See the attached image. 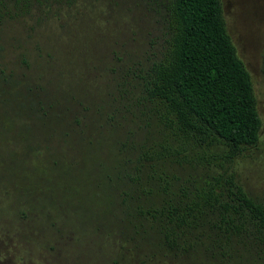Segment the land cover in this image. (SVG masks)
Returning <instances> with one entry per match:
<instances>
[{
    "label": "trees",
    "instance_id": "obj_1",
    "mask_svg": "<svg viewBox=\"0 0 264 264\" xmlns=\"http://www.w3.org/2000/svg\"><path fill=\"white\" fill-rule=\"evenodd\" d=\"M78 1L0 0V24ZM134 1L152 6L155 26L138 53L111 59L106 119L110 129L122 121L135 129L116 136L105 154L110 163L99 168L113 190V212L94 211L152 252L213 264L264 262V199L246 193L232 168L257 142L261 122L220 0ZM0 104L43 128L65 114L1 63Z\"/></svg>",
    "mask_w": 264,
    "mask_h": 264
},
{
    "label": "rangeland",
    "instance_id": "obj_2",
    "mask_svg": "<svg viewBox=\"0 0 264 264\" xmlns=\"http://www.w3.org/2000/svg\"><path fill=\"white\" fill-rule=\"evenodd\" d=\"M220 3L261 122L257 142L232 168L246 193L264 199V0ZM151 9L134 0L93 7L81 0L0 24V63L65 113L43 128L0 104V264H213L152 252L94 211L107 218L113 212V190L99 168L110 163L105 154L116 136L135 129L123 121L110 129L106 119L111 59L144 47L155 26Z\"/></svg>",
    "mask_w": 264,
    "mask_h": 264
}]
</instances>
